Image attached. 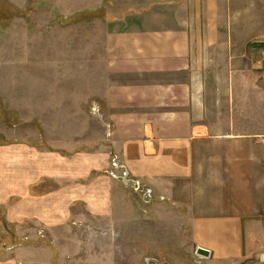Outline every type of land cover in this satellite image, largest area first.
<instances>
[{
    "label": "crops",
    "instance_id": "1",
    "mask_svg": "<svg viewBox=\"0 0 264 264\" xmlns=\"http://www.w3.org/2000/svg\"><path fill=\"white\" fill-rule=\"evenodd\" d=\"M120 2V12L105 21V83L94 91L91 81V94L102 98L114 129L132 131L137 124L155 133L153 143H185L191 155L185 186L198 203L195 240L210 251L209 264L263 260L264 141L259 134H236V117L264 114V0ZM65 163L48 147L0 145L1 230L13 228L15 237L29 240L38 229L69 226L72 197L81 190L44 188L65 180ZM89 201L92 212L112 211L110 204ZM16 252L34 261L39 251L24 244Z\"/></svg>",
    "mask_w": 264,
    "mask_h": 264
},
{
    "label": "rangeland",
    "instance_id": "2",
    "mask_svg": "<svg viewBox=\"0 0 264 264\" xmlns=\"http://www.w3.org/2000/svg\"><path fill=\"white\" fill-rule=\"evenodd\" d=\"M121 8L120 0H0V145L61 152L65 180L44 188L81 190L72 197L68 227L38 229L29 240L15 237L13 228L10 234L0 229V264H209L197 254L198 203L185 186L191 156L185 143H153L155 133L137 124L132 131L114 129L95 96L106 77L100 62L105 21ZM260 82L264 86L261 75ZM236 119V134H259L264 141V114ZM254 124L255 132L249 129ZM125 172L139 188L119 179ZM89 200L112 211L92 212ZM24 244L39 251L34 261L16 252Z\"/></svg>",
    "mask_w": 264,
    "mask_h": 264
},
{
    "label": "water",
    "instance_id": "3",
    "mask_svg": "<svg viewBox=\"0 0 264 264\" xmlns=\"http://www.w3.org/2000/svg\"><path fill=\"white\" fill-rule=\"evenodd\" d=\"M119 179L125 184H130V185H133L135 188H139L138 181H136L132 178H129V172H125V174L123 176H120ZM150 194H151L150 192L146 193V196H145L146 200L150 199V197H149ZM197 254L200 256H203V257H209L211 255L209 250L202 248V247L197 248ZM155 263L160 264L158 261H155Z\"/></svg>",
    "mask_w": 264,
    "mask_h": 264
},
{
    "label": "built area",
    "instance_id": "4",
    "mask_svg": "<svg viewBox=\"0 0 264 264\" xmlns=\"http://www.w3.org/2000/svg\"><path fill=\"white\" fill-rule=\"evenodd\" d=\"M260 69H261V76L264 79V55L262 56V59H261V67H260ZM255 264H264V259L259 261V262H257V263H255Z\"/></svg>",
    "mask_w": 264,
    "mask_h": 264
}]
</instances>
